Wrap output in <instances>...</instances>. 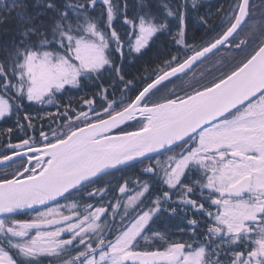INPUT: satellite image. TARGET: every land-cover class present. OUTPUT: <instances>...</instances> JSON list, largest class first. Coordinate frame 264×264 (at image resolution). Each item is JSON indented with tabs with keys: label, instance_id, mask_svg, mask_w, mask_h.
I'll return each instance as SVG.
<instances>
[{
	"label": "snow or ice",
	"instance_id": "1",
	"mask_svg": "<svg viewBox=\"0 0 264 264\" xmlns=\"http://www.w3.org/2000/svg\"><path fill=\"white\" fill-rule=\"evenodd\" d=\"M137 4L130 17L127 0H0V120L14 115L19 132L33 133L13 144V129L0 130L11 152L0 162L26 158L0 178V264H264V19L251 20L253 0H230L216 9L224 30L196 44L187 0H161L163 17ZM121 16L123 33L113 26ZM245 27L259 39L250 55L207 83L193 74L182 95H159L214 51L244 50L248 39L235 37ZM161 32L175 51L127 79L125 57L142 56ZM87 84L97 90L77 106L58 99ZM25 102L57 112L32 115ZM145 160L140 175L155 177L159 193L140 176L104 179ZM163 213H184V227L153 230Z\"/></svg>",
	"mask_w": 264,
	"mask_h": 264
},
{
	"label": "trees",
	"instance_id": "2",
	"mask_svg": "<svg viewBox=\"0 0 264 264\" xmlns=\"http://www.w3.org/2000/svg\"><path fill=\"white\" fill-rule=\"evenodd\" d=\"M127 2L129 5L128 15L131 17L138 7L137 0H127ZM146 2L151 7L154 13H157L161 17H163L164 9L163 7L160 6L161 0H146ZM164 2L170 3V6H175L178 5L181 2V0H164ZM229 2L230 0H200L199 6L193 9L191 6V0H187L188 7H187V17H186V31L188 36V42L200 44L204 41H210L213 38H215L218 34H220L224 30L226 25L221 24V13L217 12L216 9L220 5H223L224 8H227ZM253 4L256 5L257 7L254 9L255 15L251 18V20L264 19V16H262V13H264V8L260 7V5L262 4V0H253ZM98 14L99 12L93 13V15H98ZM205 15L206 18L208 19V25L212 26V28H214V31H206L207 26L203 25L200 22L199 17ZM122 21H123V17L121 16L114 22L113 25L121 33H123V31L125 30V26H123ZM168 22L170 25V31L175 32L178 27V20L175 17H169ZM248 33H249V29L245 27L235 37L236 42H238L240 39H248V46L244 50L236 51L231 47L229 48L222 47L218 50V51H229L233 53V55H231V60L234 61V63L230 64L229 66L225 64L222 66L220 65L217 66L214 72L212 73V76H209V78L213 79L215 76H218L221 71H226L230 69L231 66L235 64V61L244 59L246 56L250 55L252 51H254V49L258 46L259 39L256 36L249 37ZM4 39H7V37L0 34V41ZM165 50L175 51V47L172 46L171 37L167 33L161 32L157 34L151 46L144 52L142 56L139 54H132L131 56L125 57L123 63H124V71L127 73L126 78L132 79L133 77H139L143 75L145 64L151 67L158 62V59L160 57L166 58V56H164ZM117 62L118 63L120 62L118 54H117ZM208 75H210L209 72H204V77H207ZM104 79H105V83H107V77H105ZM141 86L142 85H137V87H141ZM119 87H123V85H120ZM96 90H97L96 85L87 84L82 89L79 90L72 89L69 92L58 94V99L62 104L68 103L69 100L71 99L73 106H77L79 103V97L85 96L86 93L88 94V96H91V94ZM135 94H136L135 90L131 91L130 93V95L133 98ZM117 95H119L118 90H117ZM85 98H87V96ZM25 107L32 115H36L37 113H39L40 115H44L46 112H52V113L57 112V108L54 104L42 105V104H37L35 102H25ZM49 122L50 121L47 119L43 121V123L45 124H48ZM60 123H62V121L57 120L55 123L52 124V127L55 128ZM37 127H39V122H37ZM7 128H12L13 132L15 133L14 136L16 137L19 136V131L15 127L14 115L11 116L10 118L0 120V130ZM32 135H33L32 131L29 130L27 132V136H32ZM27 136H25L24 133L20 132V139H25L27 138ZM36 138L40 139L38 133L36 134Z\"/></svg>",
	"mask_w": 264,
	"mask_h": 264
},
{
	"label": "flooded vegetation",
	"instance_id": "3",
	"mask_svg": "<svg viewBox=\"0 0 264 264\" xmlns=\"http://www.w3.org/2000/svg\"><path fill=\"white\" fill-rule=\"evenodd\" d=\"M229 48V47H228ZM231 55L233 53L229 51H216L206 59H204L201 63L197 64L193 69L192 72L188 74L187 77H184L180 80H173V83L168 84L166 89L162 90V93L159 95L167 94L169 91L175 89L176 95H182L183 92L188 91L186 87H184L185 81L190 79L193 74L197 75V78H199V73L201 72H209L210 75L207 77H203L202 80L199 81L200 84L207 83L212 78H209V76H212V73L216 69L217 66L227 65L234 63V61L231 60ZM240 60L235 61V63L239 62ZM219 62V64L217 63ZM195 84V81H193ZM159 95L155 97L154 99H159ZM84 110H87L86 108ZM99 110V109H97ZM136 127L135 123L132 122L129 124V127H127L125 130H134ZM15 133H12V139L11 143L15 144L18 143L20 140V132L19 136H14ZM9 143V138L7 134H4L3 136H0V155H11L10 151H5V147ZM22 163H26V158H16L12 161H10L8 164H5L0 167V178H3L5 175H7L9 178L12 174H14L19 168ZM148 161L145 160L143 164L136 163L133 167L126 168L122 173L121 172H113L111 177H105V180H110L111 185H118L123 182V178H132L135 179L137 176H140V179L142 180H150L153 181L152 190L153 193H159L161 191L160 182L155 179V177L151 175H143L141 176V169L147 165ZM110 185V186H111ZM103 183H97L95 185L90 186L87 191H91L92 187H103ZM163 190H167L165 187ZM111 195V194H110ZM175 198V197H174ZM195 198V197H194ZM150 199V198H149ZM65 201L60 200L59 203H64ZM85 203H96L97 201H84ZM176 205H172V207H175ZM184 213H180L179 216H171L168 213H163L158 220L152 225L153 230L158 231H169L172 233H175V230L177 227H184L186 220H181V216H183ZM193 213L189 209L188 211V217H192ZM18 219L26 218L24 215L17 216ZM45 264H48L47 261H45Z\"/></svg>",
	"mask_w": 264,
	"mask_h": 264
},
{
	"label": "water",
	"instance_id": "4",
	"mask_svg": "<svg viewBox=\"0 0 264 264\" xmlns=\"http://www.w3.org/2000/svg\"><path fill=\"white\" fill-rule=\"evenodd\" d=\"M225 47H228V46H225ZM214 52H216V51H214ZM211 55H212V54H211ZM209 56H210V55H209ZM209 56H208V57H209ZM130 123H132V122H128V124H130ZM121 127H123V126H121ZM14 159H16V158L14 157L13 160H14ZM9 162H10V161H9ZM9 162H0V167L3 166V165H5V164H8Z\"/></svg>",
	"mask_w": 264,
	"mask_h": 264
}]
</instances>
